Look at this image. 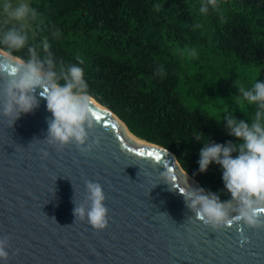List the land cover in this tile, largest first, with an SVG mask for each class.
<instances>
[{
  "label": "water",
  "instance_id": "1",
  "mask_svg": "<svg viewBox=\"0 0 264 264\" xmlns=\"http://www.w3.org/2000/svg\"><path fill=\"white\" fill-rule=\"evenodd\" d=\"M21 61L0 49V264H264V191L215 201Z\"/></svg>",
  "mask_w": 264,
  "mask_h": 264
},
{
  "label": "trees",
  "instance_id": "2",
  "mask_svg": "<svg viewBox=\"0 0 264 264\" xmlns=\"http://www.w3.org/2000/svg\"><path fill=\"white\" fill-rule=\"evenodd\" d=\"M0 49L175 155L215 201L264 191V0H28ZM209 108V112L204 110Z\"/></svg>",
  "mask_w": 264,
  "mask_h": 264
},
{
  "label": "rangeland",
  "instance_id": "3",
  "mask_svg": "<svg viewBox=\"0 0 264 264\" xmlns=\"http://www.w3.org/2000/svg\"><path fill=\"white\" fill-rule=\"evenodd\" d=\"M29 10L30 2L28 0H0V33L5 26L23 27L33 32L32 26L26 19ZM244 72L247 78H251L255 82L264 81L263 70L248 69ZM203 108L210 111L206 106Z\"/></svg>",
  "mask_w": 264,
  "mask_h": 264
},
{
  "label": "bare ground",
  "instance_id": "4",
  "mask_svg": "<svg viewBox=\"0 0 264 264\" xmlns=\"http://www.w3.org/2000/svg\"><path fill=\"white\" fill-rule=\"evenodd\" d=\"M22 62V61H21ZM23 63V62H22ZM33 69V68H32ZM37 71V70H36ZM39 73H41V74H43V75H45V76H47L46 74H44L43 72H40V71H38ZM48 77V76H47ZM49 78V77H48ZM50 79V78H49ZM50 81L52 82V80L50 79ZM53 83V82H52ZM53 85H55L54 83H53ZM56 86V85H55ZM57 87V86H56ZM92 103L95 105V106H97L98 108H100V110H102L103 112H105V113H107V114H109V112L107 111V110H105V109H103L102 107H100V106H98L97 104H95L93 101H92ZM110 116H111V118L113 119V120H115V122L117 123V125H118V127L120 128V129H122L123 131H125V132H127L128 134H130L131 136H133L130 132H129V130L125 127V125L122 123V122H120L119 120H117L116 119V117L114 116V115H111V114H109ZM134 137V136H133ZM135 138V137H134Z\"/></svg>",
  "mask_w": 264,
  "mask_h": 264
}]
</instances>
